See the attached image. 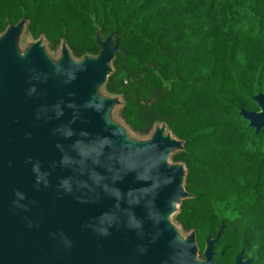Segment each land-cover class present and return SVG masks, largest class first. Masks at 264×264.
I'll return each instance as SVG.
<instances>
[{
  "label": "water",
  "instance_id": "95a60500",
  "mask_svg": "<svg viewBox=\"0 0 264 264\" xmlns=\"http://www.w3.org/2000/svg\"><path fill=\"white\" fill-rule=\"evenodd\" d=\"M26 23L0 34V264H219L225 222L200 259L195 231L171 221L192 197L169 161L183 141L165 124L135 139L112 117L121 99L102 87L122 53L116 32L96 34V56L62 43L54 59L42 37L20 48ZM243 253L233 264L253 263Z\"/></svg>",
  "mask_w": 264,
  "mask_h": 264
},
{
  "label": "trees",
  "instance_id": "16d2710c",
  "mask_svg": "<svg viewBox=\"0 0 264 264\" xmlns=\"http://www.w3.org/2000/svg\"><path fill=\"white\" fill-rule=\"evenodd\" d=\"M25 20L32 40L48 50L65 43L76 59L96 56L116 32L122 53L102 87L118 96L120 119L136 136L155 126L183 141L172 163L186 169L174 217L204 241L226 226L215 261L233 264L244 249L264 264V147L239 116L264 90V0H0V34Z\"/></svg>",
  "mask_w": 264,
  "mask_h": 264
},
{
  "label": "flooded vegetation",
  "instance_id": "af4514ba",
  "mask_svg": "<svg viewBox=\"0 0 264 264\" xmlns=\"http://www.w3.org/2000/svg\"><path fill=\"white\" fill-rule=\"evenodd\" d=\"M240 109H244L246 111H249V112L254 113L256 115L255 125L256 126L261 125V123L263 122V118H264V116H263V114H264V90H257L251 96L250 106L248 108H242V107H240L239 110ZM244 121H246V120H244ZM246 123H247V126H248V121H246ZM249 128H251V127H249ZM251 130H252V134H253V137H254L255 141L260 146H263L264 147V126H260V128H259V130H258L257 133H256V129L255 128H251ZM251 194H253L254 196H264V186H263V189L253 190L252 193H250V195ZM198 254H199V258L202 259V256L200 255V252ZM245 259H247V257H244V255H243V260H245Z\"/></svg>",
  "mask_w": 264,
  "mask_h": 264
},
{
  "label": "rangeland",
  "instance_id": "374dc122",
  "mask_svg": "<svg viewBox=\"0 0 264 264\" xmlns=\"http://www.w3.org/2000/svg\"><path fill=\"white\" fill-rule=\"evenodd\" d=\"M32 41H33L32 38H31L28 34H26L25 32H23V34H22L21 37H20L19 46H20L21 49H24V48H25L29 43H31ZM44 45H45V43H44ZM45 46H46V45H45ZM46 48H47V47H46ZM47 51H48V53L50 54V56L53 57L54 59H57V58L59 57V55H60V48L57 49L56 51H50V50H48V49H47ZM102 93H104L103 90H102ZM119 107H120V106H117V107H115V109L113 110V112H112V117H113V119H114L115 121H117V122L123 124V125L128 129V132H129V134H130L131 137H133V138H135V139H143V138H141V137L136 136L133 132H131V130L127 127V125H125V123L122 121V119L119 118V116H118V114H117V110H118ZM146 138H147V137H146ZM169 161L172 162L171 160H169ZM178 210H179V206H177V211H176V213L172 215V217H171V221H172V222H173V223L179 228V230H180L182 236H186L188 233L184 232V231L181 229V227H180V226L175 222V220H174V217H175V215L177 214Z\"/></svg>",
  "mask_w": 264,
  "mask_h": 264
}]
</instances>
